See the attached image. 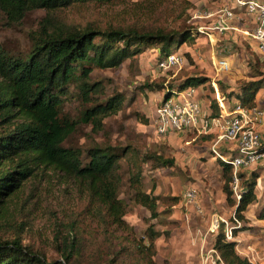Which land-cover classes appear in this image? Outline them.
I'll return each instance as SVG.
<instances>
[{"label":"trees","instance_id":"16d2710c","mask_svg":"<svg viewBox=\"0 0 264 264\" xmlns=\"http://www.w3.org/2000/svg\"><path fill=\"white\" fill-rule=\"evenodd\" d=\"M114 1L0 0V26L19 27L29 15L43 12L37 27L29 31L30 47L26 52L12 51L0 41V264H69L73 254L79 252L78 240L71 237L73 227L67 231L57 227L56 238L61 240L57 249L62 262L49 260L24 243L22 233L26 225L14 221L13 209L22 193L31 186L37 189L40 184L37 178L48 169L62 172L79 194L85 196L86 210L97 218L104 235H112L110 231L114 229L128 230L126 239L131 245L124 249L132 247L148 264H158L154 260L155 240L165 231L151 223L137 240L126 216L131 204H137L146 207L152 219H159L181 200L178 196L171 197L173 204L160 211L159 204L165 197L155 194L156 184L147 188L144 181L147 165L154 170L174 168L175 158L168 156L164 149L142 151L132 143L103 144L94 139L87 146L73 147L66 143L83 125L90 127L92 135L104 132L106 119L117 114L126 99L119 91L101 98L104 89L94 78L96 68H118L149 48L156 50L158 63L199 35L189 27L174 31L82 27L63 16L72 6ZM184 54L189 56L188 52ZM252 69V80L242 81L229 91L219 82L225 101L236 99L244 106L257 105V95L264 88V72L254 65ZM209 81L206 75H194L166 87L146 85L164 89V101L188 87L205 86ZM69 99L81 102L78 118L64 111V102ZM210 102L212 115L219 116L221 108L217 98H210ZM140 120L144 124L149 121L144 116ZM218 162L223 169L226 203L234 207L235 216L244 224L248 206L259 201L256 189L264 167L237 174L240 193L237 198L232 188L231 164L220 158ZM258 218L264 219V203ZM246 228L247 225H242L234 233ZM129 234L134 237L130 238ZM213 246L226 264H255L237 250L236 241L226 238L224 223L214 235ZM159 264L170 262L165 259Z\"/></svg>","mask_w":264,"mask_h":264},{"label":"rangeland","instance_id":"374dc122","mask_svg":"<svg viewBox=\"0 0 264 264\" xmlns=\"http://www.w3.org/2000/svg\"><path fill=\"white\" fill-rule=\"evenodd\" d=\"M225 6L232 8L237 16L230 20L231 25L242 30H252L256 26V20L237 8L235 0H116L104 4L89 2L69 7L63 13L70 23L82 27L91 25L102 28H137L141 31H174L189 27L199 35L195 40L188 41L177 49L179 52L189 53V56L186 55L185 64L179 69H158L157 52L152 48L143 51L136 59L126 60L118 68H96L93 71L94 78L101 82L104 89L101 98L119 91L125 94L126 99L121 110L106 119L104 132L92 135L90 127L83 125L66 143V146L73 147L87 146L94 143V140L115 145L132 143L142 151L148 148L164 149L168 156L175 158L174 168L154 170L147 165L144 181L147 188L152 184H156V188L163 187L164 192L161 195L165 200L159 204L160 211L173 204V196L181 198L174 205L177 208L173 206V209L162 214L159 219H152L146 207L131 204L126 216L129 226L136 232L134 235L137 240H140L144 230L151 223H156L158 230L165 231L155 240L154 260L158 264L172 256L177 260H174L175 264H200L202 247H212L214 235L219 227L214 233H208L206 241H193L191 237L188 238L187 233L177 231L182 222H186L179 219L182 215L191 213L190 219L197 222L194 223L196 229H203L201 226L204 223H211L212 216L207 212L210 206L208 196L218 194L219 182L224 176L221 165L217 164L219 162H212L214 160L211 158L210 143L206 138L193 131L158 134L155 123L157 107L163 101L165 91L151 89L146 84L166 87L189 76L206 75L210 81L203 88H196L197 96L204 93L216 97L213 82L222 93L219 82L229 91L231 86L236 87L242 81L253 79L250 77L253 65L264 72V57L255 50L242 32L232 29L219 32L215 29L218 11ZM42 15V11L29 15L19 27L0 26L2 44L12 51L26 52L30 47L29 31L37 27L38 19ZM222 58L230 62L231 68L227 72H218L216 69L215 62ZM258 97L260 103L257 105L263 106L264 88L259 91ZM177 98V95L173 96L174 100ZM81 107L79 99L64 102L65 113L72 117L80 116ZM142 116L149 119L147 124L141 122ZM188 140L192 142L188 143ZM260 167H264V159L248 168H242L239 172ZM262 175L257 187L260 200L254 208L255 216L264 203V173ZM37 180L40 182L39 187L33 189L31 186L25 190L13 209L14 221L18 224L24 222L26 225L22 233L25 244L34 247L49 260L58 259L62 262L57 249L61 243V240L56 238L57 227L66 231L73 227L71 237L78 240L79 252L73 254L69 264H109L113 259H116L113 264H148L132 247L124 249L131 245L126 239L128 230L114 229L110 231L112 235L103 234L102 225L86 210L85 196L79 194L62 172L48 169L39 175ZM188 188L197 190L202 213L195 206L187 207L185 199V203L182 201V196ZM29 197L32 198L27 202ZM185 232L190 235L191 230ZM134 235L129 234V237L133 238ZM261 237H264L263 232ZM169 262L173 264V261Z\"/></svg>","mask_w":264,"mask_h":264},{"label":"built area","instance_id":"2783aa9c","mask_svg":"<svg viewBox=\"0 0 264 264\" xmlns=\"http://www.w3.org/2000/svg\"><path fill=\"white\" fill-rule=\"evenodd\" d=\"M237 8L242 10L246 16L256 20V26L252 30L239 29L230 24V20L237 18L232 8L222 7L218 11V23L215 29L219 32L227 30H237L248 38L255 50L264 57V1L263 0H235ZM186 62L184 52L175 50L166 58L157 63L160 70H174L181 68ZM218 72L230 70L228 59L222 58L215 62ZM216 91V98L219 102L221 112L219 116L205 114L202 104L197 96L196 87H188L177 95V100L173 96L162 101L157 107V117L155 120L156 129L159 135H165L171 131L188 132L193 131L198 136L217 133V138L212 146L213 154L222 160L229 162L234 173L232 188L236 197H240L238 172L242 168H248L259 160L264 159V106L248 107L235 101L232 109L226 104L218 85L213 82ZM233 142L236 145V153L227 157L219 150L221 142ZM187 204L194 205L202 213V207L195 188H189L185 192ZM213 231L225 226L226 238L235 240L234 229L243 225L235 214L231 222L214 215L212 219ZM203 235V234H202ZM208 232L204 233L203 241H206ZM200 264H226L220 257L219 252L212 247H202L200 252Z\"/></svg>","mask_w":264,"mask_h":264},{"label":"crops","instance_id":"0c3cea01","mask_svg":"<svg viewBox=\"0 0 264 264\" xmlns=\"http://www.w3.org/2000/svg\"><path fill=\"white\" fill-rule=\"evenodd\" d=\"M201 87L203 88L204 86H201ZM233 88H234V86L230 87V89H233ZM258 96H259V93L257 95V104L260 103ZM198 98L202 104V107H203L205 114L212 115V109L210 107V104H211L210 98H216V97H211V96L205 95L203 93L202 95H198ZM235 101H236V99H234L231 102L226 101V104L230 105V108L232 109ZM262 104L264 106L263 101H262ZM263 134H264V131H263ZM202 137L206 138L207 139L206 141H208V143H210L211 158H212V160H214L212 162H215V164H216L218 162V158L213 154L212 146L215 143V140L217 138V133H210L207 135H202ZM187 142L190 143L192 141L188 140ZM235 148H236V145L233 142L225 141V142H221L219 144L220 152L223 153L224 155H226L227 157L233 156L236 153ZM217 164L219 165V163H217ZM263 173H264V171H263ZM223 183H224L223 180H220V182H219L220 190H218V194L216 196H214V194L210 197L207 195L208 201L210 202V206H209V208H207V212L208 211L210 212L212 219H213L214 215H219L220 217L231 222V218L233 219V215L235 214L234 213L235 209H234V207L228 206L226 203L225 193H224L223 188H222ZM162 192H164L163 187L157 186V188L155 190V194H161ZM165 192L167 193L169 191H165ZM256 193H257V189H256ZM257 195H258V193H257ZM258 197L260 200L259 195H258ZM184 199H185V195L182 196V201L185 203ZM256 203L250 204L248 206L247 210L245 211V216H246L247 220L244 222L243 225H247V228L243 229V230H239L237 233H234V236H235L234 241L237 242V250L242 255L247 256L255 264H264V237H261V232L264 233V219H259L258 214H256V216H255L254 208H255ZM185 205L187 207L194 206L192 204H187V203H185ZM174 208H177V206H174ZM190 215H191V213H186L185 215H182V217L179 220L180 221H186V222L185 223L182 222V225H180V227H178L177 231H181V232L183 231V233H187L188 238L191 237V239L193 241L197 240L199 242L203 240L204 233H206V231L208 233H214L212 222L211 223H209V222L204 223L201 226V227H203V229L200 227L196 229L194 227V223L197 224V222L193 219H190ZM228 218H230V219H228ZM190 225H191V228H190ZM188 229L191 230L190 235L188 234V232H185ZM169 260L173 261V264H175V261H177L174 256H172Z\"/></svg>","mask_w":264,"mask_h":264}]
</instances>
